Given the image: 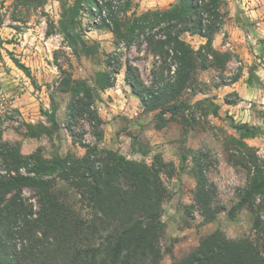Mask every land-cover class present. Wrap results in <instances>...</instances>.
Returning <instances> with one entry per match:
<instances>
[{
    "label": "trees",
    "instance_id": "trees-1",
    "mask_svg": "<svg viewBox=\"0 0 264 264\" xmlns=\"http://www.w3.org/2000/svg\"><path fill=\"white\" fill-rule=\"evenodd\" d=\"M222 4L224 0H174L166 7L132 10L129 15L130 0H73L64 8L61 31L70 45H79L85 55L99 53L97 43L88 44L72 34L77 15L86 10L92 17L89 23L97 29H108L117 48L102 55V66L95 71L92 84L70 76L63 77L59 84L69 94L65 128L74 136L73 142L83 147L82 155L55 154L47 158L39 148L24 154L18 142L2 139L0 129V264H162V205L169 196L161 175L164 162L155 159L148 164L116 150L87 144L75 138L72 126L85 117L93 125L96 138L101 139L103 121L95 101L101 91L115 84L121 69L120 41L127 47L143 43L145 51L155 58L153 64L161 68L151 70V81L146 84L136 68L125 61L124 82L142 108L160 118L190 111L181 96L195 83L196 70H223L230 59L228 52L217 51L211 44L222 23ZM184 34H197L206 41L194 49ZM12 61L27 71L17 59ZM203 111L218 116L216 105L209 104ZM49 119L56 126L53 114ZM229 119L237 134L233 140L241 162L251 174L227 214L234 217L236 209L252 207L256 238H229L216 229L171 264H264V239L258 234L264 224L260 219L264 212V159L244 141L264 135V130ZM27 127V136L40 135V130L29 124ZM210 162L209 153L191 152L189 171L195 180L192 207L204 223L214 221L226 210L217 199L216 184L208 177ZM59 183L79 195L84 213L67 200ZM25 187L36 191L37 210L24 196Z\"/></svg>",
    "mask_w": 264,
    "mask_h": 264
},
{
    "label": "rangeland",
    "instance_id": "rangeland-1",
    "mask_svg": "<svg viewBox=\"0 0 264 264\" xmlns=\"http://www.w3.org/2000/svg\"><path fill=\"white\" fill-rule=\"evenodd\" d=\"M26 2L0 0V91L7 93L4 84L12 79L18 80L17 90L13 89L11 97L13 99L18 88L24 86L21 95L26 94L29 107L27 114L10 107L2 113V139L18 142L24 154L39 148L47 158L67 153L80 156L84 153L83 147L73 142L74 136L65 128L69 94L63 92L59 84L66 76L92 84L95 71L102 66V55L117 48L114 36L106 28L93 27L89 23L92 17L82 10L76 17L72 34L88 44L97 43L99 51L94 56L85 55L79 45L75 48L70 45L61 31L64 8L71 6L73 0ZM155 8L159 7L146 8L140 6L137 0H130L126 15L132 10L142 12ZM223 8L224 4L221 5L222 14ZM118 47L121 69L115 84L101 91L95 101L103 121L101 139L96 138L93 125L85 117L79 118L72 130L75 138L99 148L116 150L129 159L148 164L155 159L164 162L161 175L169 196L162 205V264H171L174 259L184 256L202 236L216 229L229 238L247 236L254 240L257 232L252 207L244 205L236 209L234 217L227 214L228 208L238 201L237 194L251 174L249 167L241 162L238 146L233 140L237 134L230 127L228 117L205 114L203 111L209 104L215 105L212 101L213 87L226 76L210 69H197L195 83L181 96L187 100L190 111L185 110L175 116L165 114L160 118L155 112L145 111L138 98L130 97L127 90L124 93L121 89L126 60L136 68L146 84L151 81V70H161L160 66L153 64L155 58L145 51L143 43L135 42L127 47L120 41ZM12 58L23 64L27 71L16 66ZM12 88L14 86L9 89ZM198 100L202 103L198 104ZM51 114L56 126L50 122ZM28 124L40 130L38 137L27 136ZM193 150L209 153L211 164L207 174L216 184L218 201L226 206V210L209 223L202 222L192 207L195 180L189 169ZM259 156L264 159L261 154ZM60 188H63L67 200L84 213L86 209L79 201V195L65 185H60ZM23 194L30 198L37 210L36 191L25 187ZM260 219L264 221V212L260 213ZM261 228L258 234L264 239V224Z\"/></svg>",
    "mask_w": 264,
    "mask_h": 264
},
{
    "label": "crops",
    "instance_id": "crops-1",
    "mask_svg": "<svg viewBox=\"0 0 264 264\" xmlns=\"http://www.w3.org/2000/svg\"><path fill=\"white\" fill-rule=\"evenodd\" d=\"M137 1L142 7L151 8L166 7L174 0ZM224 1L223 21L220 28L214 32L211 44L217 51L228 52L230 59L223 70L207 68L226 76L221 83L213 87L212 101L217 107L218 116L223 115L228 119L232 118L235 122L247 123L264 130V0ZM183 37L194 49L206 41L205 37L197 34H184ZM234 76L236 79L232 80ZM18 84L16 79L5 83L8 89L6 94L11 96L13 89L17 90ZM123 84L122 91L126 93L127 90L130 97L137 99L125 84L124 77ZM10 86L14 88L10 90ZM106 93L112 92L106 91ZM25 95L11 99L1 107L0 119L4 118L2 113L8 107L25 114L29 108ZM227 100L234 102L229 103ZM244 141L254 147L258 155L264 157V135L245 138Z\"/></svg>",
    "mask_w": 264,
    "mask_h": 264
},
{
    "label": "built area",
    "instance_id": "built-area-1",
    "mask_svg": "<svg viewBox=\"0 0 264 264\" xmlns=\"http://www.w3.org/2000/svg\"><path fill=\"white\" fill-rule=\"evenodd\" d=\"M249 39H252L251 36H248ZM24 91V86L18 88V92L13 95V99H17L21 96V93ZM12 99L11 96H8L5 92L0 91V108L7 104Z\"/></svg>",
    "mask_w": 264,
    "mask_h": 264
}]
</instances>
